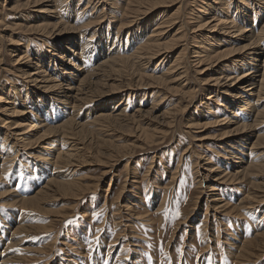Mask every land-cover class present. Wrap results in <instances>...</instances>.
<instances>
[{"label": "rangeland", "instance_id": "1", "mask_svg": "<svg viewBox=\"0 0 264 264\" xmlns=\"http://www.w3.org/2000/svg\"><path fill=\"white\" fill-rule=\"evenodd\" d=\"M85 1L82 0L76 7L75 13L79 12V7ZM202 1L204 0H163L164 7L157 8L148 15L137 18L127 16L124 19L121 18V12L127 5L126 0H93L98 4V8L104 5L106 14L102 19L103 23L98 25V28L100 27L97 31L98 37H92V41L96 43L99 41L98 38L100 40L104 38L106 43L108 41L107 50L114 48L113 54L116 56L118 54L130 55L140 43L139 41H142V37L139 41L136 40V33L140 31L137 29L151 30L161 18L169 16L171 12L174 13L180 6L181 8L178 13H175V16L178 23L186 24L183 27L186 36L184 39H176L170 44L168 57L162 65L157 59L150 61L149 68L147 67L143 72L152 75V77H162L161 74H165V69L169 67L170 62L186 46L187 50L185 49L182 53L185 56L181 60V66H185L187 71L184 78L186 82L184 91L196 90L194 99L181 94L174 97V94H168L162 89L155 88L149 89L153 94L146 93L148 91L145 88L146 81L142 84L134 72L132 74L127 71L125 76L123 75L125 78L122 79L113 76L116 82L111 81L108 76L95 77V79H91L92 83L89 87L91 89L87 90L89 102L85 108L76 112L78 116L71 119V115H67L70 112L67 109L61 116L56 113L60 110H54L45 115L59 116L56 118L53 116V122H48L49 127L61 124L69 118L75 123L78 122V126L73 125L71 132L67 135L52 131L50 135L45 136L46 139L40 142V146L34 144L36 142L34 139L43 136L42 131L45 128L38 127L25 135V140L31 144L29 148L23 147V144L13 147L12 142L16 136L12 131L8 130L9 132H7V128L3 127V120L9 116L5 114L4 107L0 108V150L4 155L9 156H13L16 151L19 152L18 157L16 155L11 157L15 158L11 159L12 161L10 158L7 159L10 160L6 163L8 167L4 173H0L1 257L9 260L14 258L12 264H264V252L262 251L264 240L261 241V238L257 237L264 233V203L259 205L258 203L254 204L253 200L251 201L254 196L264 195L262 194L264 171L252 168L245 177L239 178L237 182L225 187L219 186V182H214L222 170L226 172L238 171L236 169L238 165H233L229 161L231 160L229 159L230 153H235L236 159L233 161L238 162L239 159H243L242 166H246L249 158L253 157L246 156L250 154V145L256 135L264 134V124L257 129L246 130L241 134V137L232 136V133L224 132L232 129L234 125L227 126L221 121L225 119V115L229 118L231 115L224 113L221 108L215 107V114L207 115V121H210L211 127L200 133L207 137L203 141V145L193 138V135L197 137L199 134L189 133L185 124L187 123L185 113L198 118L200 111L205 110L202 108V111L201 107H203L202 102L208 96V92L204 88L208 85L202 84L205 80L214 78L215 71L216 74L219 72V68H214L212 72L199 75L196 71L199 68L192 66L191 68L188 65L189 59L191 61L194 59L191 58L193 55L189 54L194 44L190 37L194 33H191L193 29L191 25H187L186 18H192L191 10L197 14V10L204 6ZM67 2L69 5V1ZM2 4L1 2L0 86L8 85L11 82L18 88L20 99H23L24 93H28L27 95H32L35 99L38 98L37 101L48 100L49 103H54V96H45L36 87H33L32 83L19 78L21 73L16 59L21 54L17 50L25 52L27 47V52L33 50L32 52L35 51L36 55L39 53L38 56L42 57L46 54L51 55L52 47L55 48L54 50L57 47L60 48L61 52L63 46L68 44H63L65 39L71 41L78 39L76 31L60 29L61 35L58 37L60 39H53L55 36L49 38L47 35L42 36L40 31L37 33L27 31L26 28L31 25L29 22L33 21L31 18L36 21L38 19L35 16L40 15L35 13L36 8L27 9V17L24 16V21H20V16H13L6 9L8 5L5 4L4 7ZM109 5L113 10H117L115 19H111L107 14ZM143 5L145 6V4ZM40 6L42 10L45 9L44 5ZM131 8L134 9V7ZM42 16L43 14L40 15V17ZM236 17H239L237 20L240 22V15ZM134 19L137 21L129 24L127 29L117 31L120 24L131 22ZM261 22L259 23H264L262 20ZM17 23H19L18 26L15 25ZM26 25L27 27H25ZM245 28L249 30L250 26H245ZM88 33L85 34V38L89 41L88 45L93 44L92 41L90 42L91 32ZM134 34L135 36H133ZM169 39L171 38L167 37L163 42L169 41ZM240 39L239 36L232 38V43L229 46L239 49L247 45L248 41ZM60 40H62L61 43ZM113 42L116 45H119L120 42L121 46L118 47L115 44L112 46ZM183 43H187V45ZM88 47L91 48V46ZM114 50L118 54H115ZM95 55L96 50L92 53L93 59ZM32 57H35L33 53ZM65 59L67 60L68 57L66 56ZM65 59H56L58 71L55 69L50 71V74L56 79L59 77V72L62 73L59 69L62 68L63 62H66ZM100 60L102 58L92 62L93 65ZM229 61L226 60L222 64L221 67L227 65L224 71L230 68ZM262 61H264L263 56L256 63L262 66ZM60 62H62L61 66ZM72 62L64 67L70 68L72 71L81 67V59H73ZM31 67L33 68V66ZM90 67L91 65L88 64V68ZM243 70L240 68L234 72L241 74ZM171 76L176 77L175 74ZM118 79L122 82H117ZM93 83L97 84L96 87ZM128 84L131 86L129 91L118 92V90H125ZM139 85L140 87H138ZM230 93V95H234V92ZM156 95L157 97H155ZM162 97L166 103L163 102V107L161 106L159 111L153 112L152 116L142 114L143 117H135L138 121V128L135 126L136 121L134 123L132 120L123 123L111 118L110 120L92 122L103 106L111 108L121 98L124 104L127 103L124 114L130 116L138 111H147L152 103L156 100L159 101ZM212 99L215 100V98ZM218 100L220 104H225V98L219 97ZM173 106L178 109L188 106L189 111L178 115L175 123L168 126L166 122L169 120L159 115L167 109H173ZM70 113L72 114V112ZM26 114L13 117L8 121L27 120L30 116L28 113ZM156 116L158 120L155 118ZM33 120L32 122L36 124L39 122V117ZM216 120H220L219 125L215 123ZM251 121L252 119L243 123L250 124ZM141 130L145 131L144 135L141 134ZM156 131L160 132L156 133ZM23 132H27V130ZM5 133L7 142L4 141ZM66 136L69 138L66 139ZM222 136H225L223 139L225 144L220 145ZM150 143L151 145H149ZM46 144L51 145V155H56L57 151H61V153H71L70 155L73 156L70 157L71 159L61 160V163L54 164V160L49 155L46 158L51 161L43 162V159L38 156L44 153L41 148ZM236 144L239 148H234L236 150L234 151L233 147ZM81 154L83 155L81 156ZM258 156L253 158L262 159ZM62 161L65 162L62 163ZM1 162L2 160H0ZM175 173L176 178L173 179ZM50 179L61 183H78L80 190L84 191L82 192L83 196L80 199L60 196L59 191L55 190L54 197L46 198L47 200L45 199L33 208H26L19 204L18 200L23 197H31ZM51 193L48 194L52 195L53 193ZM214 195L217 196L214 197ZM214 198H218L219 202L228 203L227 205L231 206L229 210L232 207L233 209L227 213L221 208L223 203L213 206L211 200ZM19 225L32 228V230L29 229L19 235L18 231H14ZM16 240L21 242L16 244ZM246 240L251 241L247 250L249 253H245L246 256L248 254L247 260H243V258L239 260V248ZM258 241L259 243H257ZM7 243L10 245L7 246Z\"/></svg>", "mask_w": 264, "mask_h": 264}, {"label": "bare ground", "instance_id": "2", "mask_svg": "<svg viewBox=\"0 0 264 264\" xmlns=\"http://www.w3.org/2000/svg\"><path fill=\"white\" fill-rule=\"evenodd\" d=\"M67 1H69V5L67 4L68 3ZM162 1L163 0H126L127 5L126 7L124 6L125 9H123L121 12V18L126 19L127 16H130L132 18H137L139 16L148 15L149 13L153 12V10L160 8L162 6L164 7V3ZM1 2L3 3L2 6L4 7L5 4L8 5V8L6 9L9 13H12L13 16H20L19 18L21 19L20 21L23 20L24 16L27 17L28 13L26 12V10L29 8H36L35 11L36 14H40V15L43 14L42 16L43 18L40 17V15H36L35 18L38 19L36 21L34 18H31L33 19V21L31 20L29 22L31 25L29 26V28H26L27 31L36 32V33L40 31V33L43 34V35L41 34L42 36L47 35L48 38L55 36L53 39H60L58 37L61 35L60 34L61 30L69 29L76 31L79 39V40L74 39L73 41L65 39V41H63V44L64 43H68V44L63 46L62 48L63 50L61 52H60V48L57 47V49L54 50L55 48L52 47L53 51L51 55L46 54L43 57L41 55L38 56L39 53L38 55H36L35 51L32 52L33 50L27 52L26 51L27 47L25 52H20V50L16 49L17 52L21 54L16 59L17 60L16 64L19 65L18 69L20 70L21 73V77L19 78L20 79L23 78L21 80L25 82L32 83L34 85L33 87H36L39 90V92L45 94V96H49V95L54 96L53 99L54 103L53 102L49 103L48 100L37 101L38 100L37 97H36L37 99H35L34 96L32 97V95L31 96L27 95L28 93H24L25 95L21 93L24 96L23 99H20L19 97L21 95L20 92H18V88L15 87L14 84L11 82H9L8 85L0 86V104H1L0 108L4 107L5 114L9 116L7 119L3 120L4 121L3 127L7 128V132H9L8 130H10L15 134L16 139H14L12 142V144L14 145L13 147L15 146L17 147L23 144V147L29 148L31 144L28 140H25V135H27L32 130L38 129V127L41 129L45 128V130L42 131L43 136L41 135L40 137L34 139V141H36L34 144L35 145L37 144L38 146H40L39 145L40 142L46 139L45 136L50 135L52 131H55L57 133L60 132V134L63 133L64 135L69 134L72 130L73 125L78 126V122L75 123L71 121V119L75 118L76 115L78 116V113L76 112L79 111V109L81 108L82 109L85 108L86 104L89 102V98L87 96L88 95L87 90L89 89L92 83L91 79L92 78L95 79V77L108 76V78L111 81L116 82L113 76H116V78L120 77L122 79L125 76L124 74L127 71H129L132 72V74L136 73L138 81H140L142 84H144L143 82L146 81L145 88L148 89L146 93H152V91H149V89L155 88V89H162L165 91V93L168 94L170 93L174 94V97H176L178 94H181L183 96L184 95L188 96V98L194 99L193 97L196 94V90L194 91L193 89V91H189V90L184 91V87H186L185 85L186 82L184 81V78L186 77L187 71L184 68L185 66L183 67L181 66V60L183 56H185L182 53H184L186 46H184L181 50L182 52L177 54L175 59L172 62H170L171 64L169 65V67L165 69V74L164 75L161 74L162 77L160 76L152 77V75H148L145 72H143V70L147 69V67L149 68L148 65L150 61H154L157 59L160 62V65H162L166 60V58L168 57L167 54L170 44L174 42V40L184 39V37L186 36V32L183 28L185 27L186 24L183 25V22L178 23L176 21L177 18L175 16L176 15L175 13H178L179 9L181 8L180 6L176 8L174 13L171 12L172 14L170 13L169 16L167 15L161 18L156 25H153L154 23L152 22V25L154 27H152L151 30L145 31L142 30L141 28L137 29L140 31L139 32L137 31L136 33L137 34L136 40L139 41V39L142 37V41H139L140 43L137 44V46L135 47V49H133V52L130 55H125V54L119 55L118 52H115L114 50L115 54L116 53L118 54V56H116L113 54L114 48H112L111 50L109 49L107 50L108 41L106 43L104 38H101V40L98 38L99 40L97 41L98 43L97 42L93 43L92 41L93 40L92 37H96V36L98 37L97 31H99L100 28V27L98 28V25L100 23H103L102 19L106 14L104 10L105 8L104 5L102 6L100 4L101 6L98 8L97 6L98 4L94 3L93 0H86L84 4L82 3L83 5L79 7L78 10L79 12L75 13L76 7L80 5L82 0H74V2L73 0H24V2H22V0H0V3ZM202 3H204V6L201 7V9L197 10V14L192 10L190 11L192 18L191 19L186 18L187 21L186 23L187 25H191V28L193 29L191 30L193 31L191 33H194L190 37L191 40L193 39L192 41L194 42V44L192 43L193 45L190 49L191 53H189L193 55L191 58L194 59H192L193 61L189 59L190 62L188 65H190V67L192 66L195 68H199V70L196 69L199 75H205L208 72H212L214 68L216 69L219 68V72L217 74L216 71L214 72L215 73L214 75H216L214 78L207 79L205 80V82L203 81L204 83L202 85L204 84L208 85L204 87L208 92V96L206 97L205 101L203 100L204 101L202 102L203 107H201V110L202 108L205 110L204 111L202 110L203 112L200 111V117L197 118V116L196 117L195 115L192 116V114L186 115L185 111L186 112L189 111L188 106H184L181 109H178V107L173 106V109H167L165 110V112L163 111V113L159 116H162V118L166 117V119H168L169 121L166 122L167 120L165 119L166 120L165 122L169 126L175 123L176 117L178 115H183L185 113L184 115L187 116L186 118L187 123L185 124H186V128L188 129V132L191 134H199L197 137L193 135V138L203 145L204 144L203 141L206 140L207 137L200 135V133L208 130V128L211 127L210 121H207V117H208L207 115L209 113L215 114L214 111L215 107H219L221 108V110H223L224 113H228L229 115H231L230 118L229 116L225 115V119L221 121H223L227 126L230 125L235 126V127L233 126V128L230 129L229 131L224 132V133H232V136L238 135L239 137H241V134L246 130L257 129L264 124V61H262L263 62L262 66L256 63L259 62L260 57L263 56L264 58V23L261 24L262 23L261 20L264 22V0H204L202 1ZM143 4H145V6ZM40 5H44L45 9L42 10ZM131 7H134V9H132ZM116 11L117 10H113L112 8H110L109 5V13L107 12V14L110 16L111 19H115ZM62 12L64 14H61ZM183 15H185V13ZM237 15L238 16L240 15V20H239L240 22H238L237 20V18H239L236 17ZM134 21L137 20L134 19L131 22L120 24L119 27L117 28V31L118 30L122 31L127 29V27H129V24L133 23ZM256 22H258V24H256ZM15 25L18 26L19 23ZM245 26H250V29L247 30ZM25 27H27V25ZM175 27L177 28L175 29ZM58 28L59 31L57 32ZM88 32L89 33L91 32L90 36L92 39L90 40V42L92 41L94 45L93 44L88 45L89 41H87V39L85 38V34H87ZM202 32H206V33H202ZM133 36H135V34ZM236 36H239L241 38L240 40H245V42L248 41V43H246L247 45L242 46L239 49L231 48L229 45L232 43V38H235ZM167 37L171 39H169V41L163 42V40L166 39ZM61 42L62 40H60V43ZM114 44L115 42H113L111 45L114 46ZM126 44H127V40H126ZM183 44L187 45V43H183ZM25 45L28 46L27 44ZM88 46H91V48ZM116 49L118 48L116 47ZM94 50H96V55L94 56L93 59L92 53L94 52ZM110 51L112 53H109ZM31 52L35 56L34 58L32 57ZM66 56L68 57L67 60L65 59ZM97 57L98 59L102 58V60H100L99 62L93 65L92 62H95L96 60L98 61ZM60 58H62L63 60L65 59L66 62L65 63L63 62V65L62 62H60V66L62 65V68L60 67L61 69L59 70H61L62 73L59 72V77L57 78L58 79L57 80L55 77H53L50 74V71H53L54 69L58 71L56 68L57 66L56 59H60ZM73 59H81L82 64L81 67H78L77 69L72 71V69L70 68L67 69L64 66H66V64H72ZM226 60H230L229 65L231 66L227 71H224L227 65L224 67L221 66L222 64H224V62H226ZM1 61L2 59H0V66H1ZM88 64L91 65L90 68H88ZM31 66H33V68ZM240 68L244 69L243 72L241 74H236L237 72L234 71L235 70L238 71V69ZM174 74L176 75V77L171 76ZM119 79L117 80V82H122L119 81ZM167 82L168 84L166 85ZM93 84L96 87L97 84L96 85L95 83ZM138 87H140V85ZM130 89L131 86H129L128 84L125 90L124 89L118 90V92L120 93L126 90L129 91ZM230 92L232 93L234 92V95H230L231 94ZM155 97H157V95ZM219 97L222 99L225 98V104L219 103L218 100ZM212 98H215V100H213ZM156 101L152 103L151 107L147 111H143V112L138 111L130 116L129 115L127 116L126 114H124V111L126 110L125 106L127 103L124 104L123 99L121 98L117 100L115 104L112 105L111 108L110 107L107 108V106H103L101 111H99L96 114L95 116L96 118H94L92 122L94 121L96 122L100 120H110L111 118L112 120L114 119L116 121L123 123L132 120L133 122L136 121L135 126L136 128H138L137 125L138 121L135 118L136 116L138 117H143L144 115L152 116L153 112L156 113L163 107V102L164 104L166 103L163 97L159 101L157 102ZM16 102L18 104L20 103L19 106ZM179 102L180 100L178 101V103ZM22 107H24L25 109L24 108L22 109ZM34 107L35 109H33ZM262 107L263 109L261 110ZM18 108H20V110H18ZM66 109L67 111L69 110L70 112H72V114L70 112L67 113L68 116L71 115V119L69 118L61 124L49 127L48 122L49 121L53 122L54 120L53 116L56 118L65 114ZM54 110L55 111L60 110L56 112L59 116L56 115L45 116L49 112L52 113V111ZM26 113H28L30 116L27 118V120L8 121V119L11 120V118L13 119V117L23 116ZM73 113L76 114L73 115ZM38 117H39V122L34 124L35 122H32V120ZM155 118H157L158 120L157 116ZM251 119L252 121L250 124L243 123V122H248ZM162 122L164 123V121ZM215 123L219 125L220 120H216ZM24 130H27V132H23ZM141 131H142L141 134L144 135L145 131L144 130ZM159 132L156 131V133ZM67 138L69 137L66 136V139ZM223 139H225V136H222L220 140L221 141L220 145L225 144L223 143L225 142V140ZM4 141L5 142L8 141V139H6V133H5ZM74 145L73 147H75ZM149 145H151V143ZM234 148H239V146H237L236 144L233 147V150ZM41 150L44 151V153H41L40 156L38 157L40 159H43L42 160L43 162L48 161L49 159H47L46 157L51 155L50 153H52L51 145L46 144L45 146H43V148H41ZM249 152L250 154L246 156L254 157L256 155H259L258 157H261L263 160L259 158L256 159L253 157L249 158L248 162L246 163V166L243 167L242 166L243 159H239L238 162L233 161L234 159H236L235 158L236 156L235 153L232 152L230 153L229 159L231 160L229 161L232 162L233 165H238V168H236L238 169V171L232 170V172H226L222 170L219 172L220 176H218V178L215 179L214 182L216 183L219 182V186L225 187L226 185H232L234 182H237L239 178L242 179L243 177H245L247 175V172L252 168H256L259 171H264V134L255 136L254 141L250 145ZM18 154L19 152L16 151L14 155L18 157ZM70 154L61 153V151L59 152L57 151L56 155L52 154L51 157L52 160H54V164H59L61 163V160L69 159L70 157L73 156ZM82 155L83 154H81V156ZM13 156L12 155L9 156L7 154L4 155L2 153V150H0V160H2V162L0 163V173H4V171L7 169L6 167L8 166L6 165V163H8L11 159H15V158H11ZM9 158L10 160H7ZM63 162L65 161H62V163ZM174 176L173 179L176 178V173L174 174ZM55 190L59 191L60 196L61 195L71 196V197H75L76 199H80L83 196L82 192H84L80 190V186L76 182L61 183L59 181L58 182L51 181L50 179L49 182H46V185L40 187L39 190H37L35 194H33L31 197L28 198L23 197L20 200H18L20 202L19 204L26 208H33L37 206L39 203L45 201L46 198L54 197ZM49 192L52 193L54 192V193L53 194L51 193L52 195H49L48 194ZM262 192H263L262 194H264V190ZM216 196L217 195H214V197ZM220 200L222 199L220 198ZM252 200L254 201V204L258 203L260 205L264 203V195L254 196L251 199V201ZM211 203H213V206H216L218 203H223V202L221 201L219 202L218 198H214L211 200ZM227 204L228 203H223L221 205V208H223L225 211H227V213H229L233 209V207L229 210V207L231 206ZM22 226L19 225L14 230L16 232L18 231L19 235L20 233L24 231H28L29 229L32 230V228L29 227L25 228ZM257 237H260L261 241L264 240V233L260 234ZM19 242L21 241L16 240L15 243L17 244ZM250 242L251 241L246 240L243 241V243L241 244L238 255L239 260H241L240 258H243V260L244 259L247 260L248 254L246 256L245 253H249L247 252V250L250 247L249 246ZM257 243H259V241ZM6 245L7 246L10 245V243H7ZM262 251L264 252V244L262 246ZM13 259L9 260L8 258L6 259L4 257H1L0 255V264H12ZM241 262L244 263L245 261L244 262L241 261Z\"/></svg>", "mask_w": 264, "mask_h": 264}, {"label": "snow or ice", "instance_id": "3", "mask_svg": "<svg viewBox=\"0 0 264 264\" xmlns=\"http://www.w3.org/2000/svg\"><path fill=\"white\" fill-rule=\"evenodd\" d=\"M178 215V214H177Z\"/></svg>", "mask_w": 264, "mask_h": 264}]
</instances>
